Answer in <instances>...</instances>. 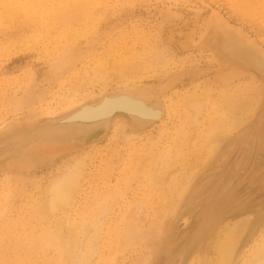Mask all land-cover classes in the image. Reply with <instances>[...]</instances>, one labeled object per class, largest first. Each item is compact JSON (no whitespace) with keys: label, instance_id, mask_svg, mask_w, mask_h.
<instances>
[{"label":"rangeland","instance_id":"1","mask_svg":"<svg viewBox=\"0 0 264 264\" xmlns=\"http://www.w3.org/2000/svg\"><path fill=\"white\" fill-rule=\"evenodd\" d=\"M24 2L0 0V130L9 123L34 128L54 118L41 115L87 94L94 103L101 93L126 91L165 113L124 130L112 126L113 115L92 129L105 133L96 143L35 156L34 168L16 165V174L0 166V264H174L197 232L186 264H216L224 226L242 218L247 226L232 264L243 263L264 243V83L219 70L211 52L195 45L217 17L264 52V0ZM223 96L255 110L225 127ZM74 159L84 163L81 188L70 209L46 214L44 188ZM59 225L84 235L76 229L77 251L70 247L68 258L40 241Z\"/></svg>","mask_w":264,"mask_h":264},{"label":"bare ground","instance_id":"2","mask_svg":"<svg viewBox=\"0 0 264 264\" xmlns=\"http://www.w3.org/2000/svg\"><path fill=\"white\" fill-rule=\"evenodd\" d=\"M3 3H4L3 5H5L6 1L5 2L3 1ZM15 3H19V2L17 1ZM18 6L20 5L17 4V7ZM11 9L14 11V13H16L15 12L17 11L16 9H13L12 7ZM54 13L55 15H57L56 12ZM233 33L234 32L228 31L222 27H219L218 25H214L210 28V30L207 29V31L204 33L201 39H205L203 43L210 47V49L208 48L207 49L208 51L211 52L212 57H213V53H215L219 56L220 60H224L227 63L225 69L231 70L232 64H234L235 61L239 60L243 62L245 65L248 64L247 66L249 67L247 68L240 64V66L248 70L247 72L251 71L250 73L258 74L259 75L258 78L264 80V52L261 51L257 46H253L252 49L249 46H246L243 40L235 37ZM225 74L227 76L228 73H225ZM235 75L237 76L238 74L235 73ZM251 76L253 77V75ZM99 97H98L99 98L98 102H94L95 104L96 103L98 104L93 105V102H90L92 95L87 94L83 96L82 98H80V100L70 102L69 104L65 105L60 111L48 112L46 114L41 115L42 117H54V118L43 120L45 122L39 121L38 126L36 122V127L34 128H32L33 126L31 125L29 126L27 125L31 123L29 122L25 124H17L19 125L17 129L20 128L19 130L21 132H17V130L8 131L5 134L6 137L10 141L11 140L16 141V143L13 145L2 146L0 148V156H5V158L7 159L4 172L9 173V174L18 173L19 171H16V169H12V167H15L16 165H20L22 166V168L23 167H27V168L33 167L34 168L35 165H34L33 157L35 156H38L39 161H40V160L51 158L50 156H46V155L55 154L57 152H60L62 148L65 149L67 147H71L72 144L73 145L77 144V145H74L75 148L87 145L86 140H89V138H91L90 136L93 135V133L96 130H99V129H96V130H92V129H94L95 127L101 126L102 124L105 123L104 122L105 119H110L115 114L119 115V116L116 115V117L119 118L118 119L119 121L118 120L113 121L112 126H115L117 128L120 126L122 130H124L128 126H131L132 123L134 124V122H138V123L158 122L163 116V114L165 113V109H162L159 106H156L154 102L152 103V101H150L151 102L150 103L146 101L145 99L140 100L138 97L126 91L121 92V94L117 93V96L106 95L104 93H101V96ZM222 99L225 104V110L227 111V112L225 111L224 112L227 113V115L229 114L230 116L228 115L229 117L227 120L228 121L227 125L223 124L222 122H219L218 126L221 124L219 127L224 128L223 126L225 125V127L229 126L231 129H233L236 126H239L241 123H243L244 120L247 118V116L252 114L253 111L255 110L254 108H252L250 104L248 105L244 103V99L243 100L234 99L233 97H226V96H223ZM115 111L123 112L124 114L127 115V117L119 113H114ZM221 112H223V110ZM221 114H222L221 117H224L226 115L224 113H221ZM56 116L57 118L55 119ZM62 118H65V120H62ZM112 118H114V116ZM39 120H42V119H39ZM66 121L68 122V125L67 126L62 125L64 123L66 124ZM217 123L218 122H216L215 124ZM150 125L152 124H145L143 126V129H147L148 127H150ZM21 127L23 128L21 129ZM213 130L215 129L213 128ZM220 130L222 129L219 128L218 131L220 132ZM38 131L39 132L41 131V132L38 134ZM5 135L0 134V138ZM28 139H31V140H29L28 143H25V141ZM74 139L76 140L84 139V140L79 143H74ZM90 141L92 142H90L89 144L93 143L95 140H90ZM30 145H33V146L36 145V146L29 147ZM17 146L18 148H16ZM250 146L251 147L249 149V152L252 148V141H251ZM43 154H46V155H43ZM3 159L4 158H1L0 160H3ZM27 168H23V169H27ZM11 170H14V172H11ZM63 170H64L63 172H60L57 174L58 175L57 177L54 176L55 178L53 177L52 180L50 178L49 179L50 182L48 181L49 184H47L46 188H44L45 195L43 196L45 197L43 198L45 199L43 201V209L46 212V214L47 213L50 215L61 214V213L63 214V212L70 209L74 196L77 194V192L81 188V183L83 181V176L85 173L83 161L80 159H74V161H72V163H70L69 165L66 166L64 164ZM237 220L238 221L234 220L232 224L230 223L224 226V229L221 233L222 234L221 240H218L215 245L216 246L215 249H217V252H218L216 264H232L236 245L239 242L240 236L242 235L244 229L247 226V222H246L247 220H243V218L242 220H239V219ZM57 227L58 229H57L56 235L52 236V234L50 235L48 233H45L44 236L42 237L43 239L40 241L41 242L43 241L46 244L45 246L47 247L48 246L49 247L58 246L56 248L58 249V252H60V254L64 256H67L70 247H71L70 249H73V251L76 250V248L74 247L75 245H73L76 243L73 242V239L76 237V235L78 236L83 235V233L81 234L82 228L78 226H74L71 228L69 227V229L67 228L68 229L67 230L65 229L66 227L65 228L63 227L64 232L67 233V236L70 233L68 240L65 242V241L60 240V236L63 234L62 226L59 225ZM72 228H74L75 230L74 229L71 230ZM76 229H78V231L80 232L79 234L75 235ZM65 230H67V232ZM3 237H0L1 238L0 241L2 240ZM37 238L39 240V237ZM31 239H30L31 241H34L33 238ZM63 239H67V237ZM38 240L36 239L35 241L37 242ZM35 241L32 245H30V247L32 248L37 247L35 248L37 250L39 249L38 247H40L41 244L38 245L36 244ZM261 241L263 242V240ZM0 243L2 244V241ZM80 245L77 244L78 247ZM41 247H44V246H41ZM255 247L256 246H254V249H252V251L249 252L250 255L248 256L247 254L245 255L246 259H242L244 262L242 261L243 263L241 264H264V243L261 246L260 245L257 246V248ZM68 257L69 256H67V258ZM198 263L200 262L198 261Z\"/></svg>","mask_w":264,"mask_h":264},{"label":"water","instance_id":"3","mask_svg":"<svg viewBox=\"0 0 264 264\" xmlns=\"http://www.w3.org/2000/svg\"><path fill=\"white\" fill-rule=\"evenodd\" d=\"M214 25H218L219 27H222L228 31H232L234 32L233 35L241 40H243L244 44H246V46H249L251 49L253 48V46H256L253 42H251L247 37H245L240 31L236 30V29H233L231 28L230 26H228L226 23H224L222 20H220L219 18L217 17H214L212 20H210V22L208 23V26H207V29L210 30V28ZM206 29V31H207ZM205 41V39H200L199 42L197 43V45H195L197 48H200V49H204V50H208L210 49L209 46H207L206 44H204L203 42ZM208 48V49H207ZM222 52V51H221ZM224 53V52H223ZM212 55V54H211ZM212 60L217 64L219 70H225V67L227 65V63L224 61V60H220L219 56L215 53H213V57H212ZM238 61V62H237ZM235 61L234 64H232V69L230 71L234 72V73H237V74H247V75H253L254 77H256L257 80H259L260 82H263L264 83V80L258 78L259 75L258 74H255V73H250V72H247L248 70H246L244 67H249L247 65H245L243 62L237 60ZM240 64L242 66H240ZM133 89H142V88H133ZM96 99L92 100V101H95ZM95 104V103H93ZM158 104L160 105V103L158 102ZM161 107V105H160ZM114 113H119L121 115H124L127 117L126 114H124L123 112H120V111H115ZM117 115V114H115ZM114 115V117H116ZM57 117V116H56ZM62 120H65V118H62ZM16 124H19V123H9V124H5L4 128H2L0 130V134H3L5 135L8 131H11V130H17L18 126ZM20 124H25V123H20ZM259 124H260V120L257 119L253 125V136H252V148L249 152V159L252 158L253 156V153H254V150H255V144H256V140H257V135H258V128H259ZM62 125H65L67 126L68 125V122L66 121V124H62ZM23 127H21L22 129ZM102 129L100 130H96L93 135H91L89 138V140H86V144H89L90 140H95L93 143H96L97 140H100V138L102 139L105 135V133L103 131H101ZM37 139V138H36ZM98 142V141H97ZM16 141L14 140H9L6 135L5 136H2L0 138V148L2 146H8V145H13L15 144ZM92 143V144H93ZM88 146V145H87ZM10 155V154H9ZM8 157V156H7ZM10 157V156H9ZM1 158H4L3 160H0V166H4L5 168V165L7 163V159L5 158V156H0V159ZM214 171H211L210 174H212ZM232 185V183H229L227 186L224 187V189L222 190L221 194H220V198H222L226 192L229 190L230 186ZM220 200L219 199L215 204H214V208H217L219 203H220ZM201 238V233L200 232H197L193 237L192 239L190 240V242L188 243V245L186 247H184L176 256H175V259H174V264H186L187 260L189 259V257L192 255V253L194 252L195 250V247H196V244L199 242Z\"/></svg>","mask_w":264,"mask_h":264}]
</instances>
